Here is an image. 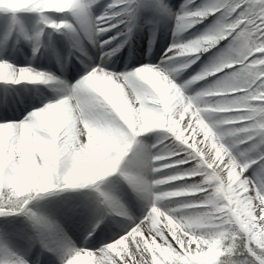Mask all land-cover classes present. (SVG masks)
<instances>
[{
    "label": "snow or ice",
    "instance_id": "1",
    "mask_svg": "<svg viewBox=\"0 0 264 264\" xmlns=\"http://www.w3.org/2000/svg\"><path fill=\"white\" fill-rule=\"evenodd\" d=\"M0 264H264V0H0Z\"/></svg>",
    "mask_w": 264,
    "mask_h": 264
},
{
    "label": "bare ground",
    "instance_id": "2",
    "mask_svg": "<svg viewBox=\"0 0 264 264\" xmlns=\"http://www.w3.org/2000/svg\"><path fill=\"white\" fill-rule=\"evenodd\" d=\"M169 2L171 4L170 6H172L173 11L175 12V11L179 10L180 5L184 2V0H169ZM197 3H200V0H197ZM166 20H167V23H168V30H167L168 35H167L165 41L160 46V50H161L162 53H165V50L169 47L170 44L173 43V40H174L173 29H174L175 22L171 18H166ZM143 29H144L145 32L149 31V27L148 26L144 27ZM138 31L139 30H135V33L136 32L139 33ZM199 31H202V28H201L200 25H196L193 29H189L188 32L183 33L181 35V37H179V39L182 40V41H184V40L187 41V40L192 38V34L193 33H198ZM160 32H162V30H160ZM62 38L63 37L59 36L58 34H55V33L53 34V39L55 41V46H56V48H59V51L60 50H64L63 47L64 48L66 47V42L65 41L62 42ZM207 57H208V54L205 53L204 56L202 57V60H206ZM39 62L41 64L48 65V67L45 70L51 71L55 75H59V71H57V69H55L50 64H48V62H46V59H42ZM160 62L158 61V59L156 57H154V58H151V59H146V60H143V61H139L137 63L130 64V65H128V68L131 69V68H134V67L139 66L141 64L157 65V64H160ZM199 66H201V61H197V63L192 67V69L198 71L199 70ZM110 70H112V71H123V70H125V66H119L116 69H113V68L110 67ZM190 74H192V73L190 71H188L185 75H182V77L178 78V82H182L185 78H188ZM72 76H73V72H72ZM201 83H203V82H201ZM46 86H49V88L51 90L49 96H53V95L56 94L55 93V89H56L57 85L55 83H52V84H49V85H46ZM194 88H195V90H197V86H194ZM195 90H192V89L189 90L188 94L190 95V92L192 94ZM157 131H159V130H157ZM145 142H152V141H151V139L149 137H145ZM251 170L252 169H249V171L246 173V175L251 176L252 175ZM172 171H174V170H172ZM181 183L182 182H176L175 184L167 185L165 187L166 188H170V189H176V188L180 187ZM87 191H88L87 189H85V190H70L68 192L61 193L60 197H56V198H63L66 195L75 196V195L80 194V192L87 193ZM49 199H53V197H49Z\"/></svg>",
    "mask_w": 264,
    "mask_h": 264
},
{
    "label": "rangeland",
    "instance_id": "3",
    "mask_svg": "<svg viewBox=\"0 0 264 264\" xmlns=\"http://www.w3.org/2000/svg\"><path fill=\"white\" fill-rule=\"evenodd\" d=\"M181 42H186V41H185V40H184V41L181 40ZM191 89H192V90H195L194 87H192ZM191 89H189V90H191ZM192 94H193V93H192ZM190 95H191V92H190ZM253 168H255V165L253 166ZM251 172H252V170H251Z\"/></svg>",
    "mask_w": 264,
    "mask_h": 264
}]
</instances>
